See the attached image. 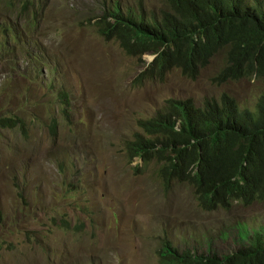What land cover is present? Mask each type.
Returning a JSON list of instances; mask_svg holds the SVG:
<instances>
[{"label": "rangeland", "instance_id": "obj_1", "mask_svg": "<svg viewBox=\"0 0 264 264\" xmlns=\"http://www.w3.org/2000/svg\"><path fill=\"white\" fill-rule=\"evenodd\" d=\"M102 1L0 0V264H160L165 241L234 252L233 225L264 229L263 204L204 211L187 185L162 182L157 161L130 162L125 144L169 97L229 92L253 107L264 79L217 84L215 58L193 79L136 80L145 65L97 32Z\"/></svg>", "mask_w": 264, "mask_h": 264}, {"label": "trees", "instance_id": "obj_2", "mask_svg": "<svg viewBox=\"0 0 264 264\" xmlns=\"http://www.w3.org/2000/svg\"><path fill=\"white\" fill-rule=\"evenodd\" d=\"M172 1L183 15L181 19L167 16L148 26L142 16L134 21L115 14L108 28L120 31L121 42L128 40L138 53L149 49L146 44L163 46L162 62L168 58L180 61L189 74L223 53L218 80L264 78V0ZM228 106L209 103L203 110L184 105L182 110L178 108L181 130L167 127L163 134L168 138L160 139L161 177H189L202 205L210 209L226 208L234 201L245 205L264 202V94L253 110L233 103ZM195 116L199 121L193 129L190 125ZM165 125L162 120L147 127L154 130ZM153 146L150 139L139 137L129 142L128 151L133 158L150 160ZM206 259L207 264H264V243L257 240L233 256ZM180 261L192 262L188 255Z\"/></svg>", "mask_w": 264, "mask_h": 264}, {"label": "clouds", "instance_id": "obj_3", "mask_svg": "<svg viewBox=\"0 0 264 264\" xmlns=\"http://www.w3.org/2000/svg\"><path fill=\"white\" fill-rule=\"evenodd\" d=\"M24 4V3H23ZM100 15L98 16L96 20V26H97V32L100 37H102L105 40H115L118 42L122 50L129 56L132 57H137L140 62L145 65V68L141 71L138 72V74L135 76L136 80H142V79H161L164 77V75L172 70V69H178L182 72V74L190 77V78H196L200 71L207 66L210 65L213 59H219L220 67L218 68L217 74L214 76V81L217 84H222L223 82L226 81H231V80H238L241 78H250V77H256L254 75L250 77H241L237 79H227L225 81H221L217 79V75L220 71L221 64L224 59V54L219 53L218 56L213 58L210 63L206 64L203 67H200L197 69L196 72L193 74H189L187 71L184 70V65L182 62L174 60L173 58H168L166 62H162L161 59V53L164 50L163 46L154 48V45L152 44H146L149 49L147 51H143L141 53H138L134 50V48L130 45L129 41L127 40L124 44L121 42L119 38V33L120 31H113L109 27V23H111L113 19V15L115 14H123L125 17L124 18H131L132 20L136 21L139 16H142L145 18V23L148 26H153L157 23L163 22L165 20V17L167 16H175L176 18H182V14L179 12V10L176 8L175 3L172 0H162V7L158 9H149V8H144V3L141 0H103L101 3V8H100ZM7 33H9L11 30L8 27L7 28ZM20 29L16 28L14 31L17 32ZM229 47V44H228ZM228 47L224 48L227 49ZM223 49V50H224ZM229 49H231L229 47ZM145 54H149L151 57L147 60L143 58ZM3 55V54H2ZM1 55V56H2ZM51 60V59H50ZM158 63H160V66H158ZM42 66V60L40 63V68L36 64H32L33 67V72H36V75L39 73ZM56 68L55 62L51 60V65L48 67V70H53ZM42 74V72H41ZM258 78V77H257ZM264 79V78H260ZM264 94V93H262ZM63 94H60L61 100H62V110L63 112H67V103L68 97L62 98ZM260 97V95H259ZM257 98V101L259 99ZM209 100V101H208ZM208 101V103L204 106L205 102ZM256 101V103H257ZM209 103H217L219 105H225L227 108L231 107L228 106V104L233 103L234 105H237L240 109L241 108H248L253 110L256 106V103L253 107H245L241 106L239 104V101L232 96L229 92H222L218 96H207L202 99V101L197 102L194 98L191 97H169L164 100V102L156 108L153 114H150L148 116H140L137 117L136 119V124L138 125L140 131L134 132V135L132 136V139L126 142L125 144V151L128 157V160L130 162H133L135 160H142L143 162H151V161H157L159 164V169L157 171V175L160 179H162V182L165 184H170L172 181H178L184 183V185H187L191 190L193 191V195L195 196L198 205L207 212H213L216 210L220 209H230L233 204L239 203L245 207L252 206L253 204L259 203L263 204V201H255L250 205H245L244 203H240L238 201H234L231 205L228 207H220V208H207L204 207L199 199V196L196 192V187L192 183V181L189 179V177L185 178H178V177H173V179L166 180L162 175H160V169L164 164V160L158 159V155L162 152L159 151L160 148V139H166L168 138L167 135H164L163 132L167 127L173 128L176 131H180L182 128V115L179 112L178 108L183 109L182 107L184 105H191L195 109H206L207 105ZM198 116H195L192 118L191 122V128H195L197 126V123L199 119H197ZM164 120L166 122L165 126H157L156 129L151 130L147 127L148 123H156ZM2 121H7L10 122L11 127H15L16 125L20 126L17 120H14L12 118H7ZM139 137H142L144 139H150L152 143H154V146L151 149L152 154L154 157L150 160H145L143 157H132L129 154L128 151V144L129 142L134 143L137 141ZM232 230L234 231V242L235 245L237 246V249L234 252L231 253H219L213 249V244L211 239H208L206 241V249H205V254L202 255L198 248L191 246L188 249L184 251H179L178 249H175L173 244L169 241H165L159 250L158 256H159V263L160 264H186L183 262H179V258L185 255H188L191 257V264H195L197 260H200L197 264H207V257H212L216 256L217 258H224L226 256H233L237 254L240 250L249 247L251 244H253L255 241L260 240L264 243V229H261L259 232H250L248 229H246L245 223L243 222H238L237 224L233 225ZM229 235V234H228ZM247 262V261H246ZM216 262H214L215 264ZM224 264H242L243 262H222ZM246 264V263H245Z\"/></svg>", "mask_w": 264, "mask_h": 264}]
</instances>
